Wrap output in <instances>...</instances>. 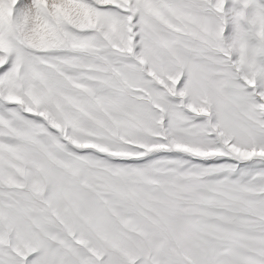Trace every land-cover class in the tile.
Masks as SVG:
<instances>
[{
  "label": "snow or ice",
  "instance_id": "1",
  "mask_svg": "<svg viewBox=\"0 0 264 264\" xmlns=\"http://www.w3.org/2000/svg\"><path fill=\"white\" fill-rule=\"evenodd\" d=\"M0 264H264V0H0Z\"/></svg>",
  "mask_w": 264,
  "mask_h": 264
}]
</instances>
